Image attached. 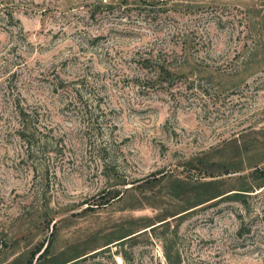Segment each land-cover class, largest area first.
<instances>
[{
	"label": "rangeland",
	"instance_id": "374dc122",
	"mask_svg": "<svg viewBox=\"0 0 264 264\" xmlns=\"http://www.w3.org/2000/svg\"><path fill=\"white\" fill-rule=\"evenodd\" d=\"M262 171L264 0H0V264H264Z\"/></svg>",
	"mask_w": 264,
	"mask_h": 264
},
{
	"label": "trees",
	"instance_id": "16d2710c",
	"mask_svg": "<svg viewBox=\"0 0 264 264\" xmlns=\"http://www.w3.org/2000/svg\"><path fill=\"white\" fill-rule=\"evenodd\" d=\"M162 74L164 75V76H170L172 73H171V71L169 70V69H163L162 68ZM26 120V119H25ZM257 172H255V174H256ZM260 176H264V173H263V171L261 172V173H258ZM209 177H211V175H209ZM78 257H80V256H78ZM78 257H76V258H78ZM75 258V259H76ZM26 264H33L32 263V260H29ZM35 264V263H34ZM63 264H65V263H63Z\"/></svg>",
	"mask_w": 264,
	"mask_h": 264
}]
</instances>
